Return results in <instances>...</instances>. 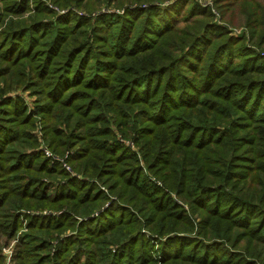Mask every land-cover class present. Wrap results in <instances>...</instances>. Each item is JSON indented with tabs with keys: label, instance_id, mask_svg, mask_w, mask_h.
Segmentation results:
<instances>
[{
	"label": "trees",
	"instance_id": "1",
	"mask_svg": "<svg viewBox=\"0 0 264 264\" xmlns=\"http://www.w3.org/2000/svg\"><path fill=\"white\" fill-rule=\"evenodd\" d=\"M0 1V264L13 243L8 264H264L260 54L193 0H87L123 14L48 22L39 0L30 18ZM241 14L263 47L264 6ZM17 89L62 162L37 150Z\"/></svg>",
	"mask_w": 264,
	"mask_h": 264
},
{
	"label": "rangeland",
	"instance_id": "2",
	"mask_svg": "<svg viewBox=\"0 0 264 264\" xmlns=\"http://www.w3.org/2000/svg\"><path fill=\"white\" fill-rule=\"evenodd\" d=\"M28 1V8L29 11L26 12V14L22 17V18H30L33 15H35L36 13V4L38 0H27ZM42 5L47 8L49 11L54 13V17H46L44 18L46 22L48 21H54L57 18H64L68 17L71 15V17L77 18H87L90 19L92 18V16H96L97 11L100 10V13H105V12H109V13H120L123 14L122 9L120 8H116L112 5H114L116 2H114L112 5H110L109 3H103V2H99L97 4V2H91V3H87V0L83 3L82 8L78 7L76 4H74L73 2H75L74 0H70V4L65 8V9H60L58 6H56V4H54L53 0H39ZM157 1V0H154ZM169 1V0H168ZM166 0V2L164 4H162L161 6H166L171 4L173 1L168 2ZM229 1V0H228ZM249 0H243L240 1L237 4H233L229 10L223 14L220 13V11L218 10V6L221 5H225L226 2L224 0H193V4L195 5L198 4L201 7L209 8L212 13H214L215 15V19L213 21H215V23L217 24V26L219 27H224L226 31H229V36L232 37L233 39H241L243 40V42L247 45L248 49H250L251 52L257 54V55H261L264 58V46L263 47H259V44L257 42V36L254 32V30L252 31V29H249L247 26V17H245L244 15L241 14V9L244 5H246V2H248ZM255 3H257L258 5H262L264 6V0H254ZM157 3V2H154ZM85 5L90 7V9L85 8ZM188 7L189 5L186 4ZM3 3H1L0 1V9H2ZM262 12V10H261ZM70 13V14H69ZM66 15V16H65ZM52 18V19H51ZM8 19H17L16 17L12 16V17H8ZM75 23V22H74ZM182 27V26H181ZM184 27V25H183ZM89 34H90V30ZM254 33V35H253ZM177 35H173V36H169L168 38H166L163 42L162 45L164 46H170L172 43H174V41L176 40ZM107 48V47H106ZM99 49H104V48H99ZM108 49V48H107ZM262 58V59H263ZM10 97H20L21 99L24 100V104H25V112L29 115H31L32 119L34 120V128L30 130V134L32 137H34L36 139V141L38 142V148L37 150H40L44 153V156L48 159H50L51 161H56V160H60L61 162L64 160V158H67V154H65L64 157H62L61 159L55 157V158H50L47 155V152H49L50 154L54 155L55 154L51 151V149L49 148V143L47 142V139L45 137V126H44V118L42 117L41 113L38 111L37 108V102H38V96L34 95L33 92L25 90V89H17L15 91H13ZM125 144L130 145L131 148H134V146H132V144L126 140ZM52 162V163H53ZM68 166V164H66V160L64 163V168L66 169V166ZM70 167V166H69ZM67 170V169H66ZM68 172H72V169L70 167V170H67ZM101 187V189H103V191L105 193H107V189L104 188L100 183H98ZM44 215H49V212H44ZM54 215H57V213H55ZM25 231L22 230L21 232ZM144 233L148 236H146L148 239H151V235L149 233L148 230H143ZM70 232L66 233V235H69ZM64 238H62L63 240ZM155 242H153V245ZM15 243L12 244V247L10 249H3V253L6 256V264H8L10 262L11 256H12V252H13V247H14ZM197 245V244H196ZM157 246V245H156ZM188 247H193L195 246V244H187ZM238 247V246H236ZM212 254H217L219 255L220 259H222V256H225V252L222 251V249L216 247V249H211V255ZM244 254V253H242ZM155 259L157 260V264H160L159 260H160V256H158V254H155Z\"/></svg>",
	"mask_w": 264,
	"mask_h": 264
},
{
	"label": "built area",
	"instance_id": "3",
	"mask_svg": "<svg viewBox=\"0 0 264 264\" xmlns=\"http://www.w3.org/2000/svg\"><path fill=\"white\" fill-rule=\"evenodd\" d=\"M47 155H48V157H50V158H55V156L54 155H52V154H50L49 152H47ZM53 162V161H52ZM66 166V169L67 170H70V167L69 166H67V165H65Z\"/></svg>",
	"mask_w": 264,
	"mask_h": 264
}]
</instances>
